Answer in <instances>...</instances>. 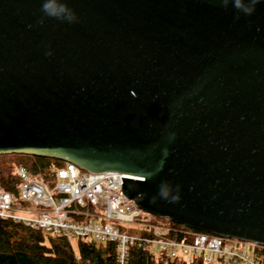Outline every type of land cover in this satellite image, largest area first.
<instances>
[{
    "label": "water",
    "instance_id": "1",
    "mask_svg": "<svg viewBox=\"0 0 264 264\" xmlns=\"http://www.w3.org/2000/svg\"><path fill=\"white\" fill-rule=\"evenodd\" d=\"M60 2L75 22L0 0V155L128 175L143 211L264 246V0Z\"/></svg>",
    "mask_w": 264,
    "mask_h": 264
},
{
    "label": "built area",
    "instance_id": "2",
    "mask_svg": "<svg viewBox=\"0 0 264 264\" xmlns=\"http://www.w3.org/2000/svg\"><path fill=\"white\" fill-rule=\"evenodd\" d=\"M22 200L28 206H13L11 194L0 191V217L35 229L76 239L117 245L118 263L125 264L128 248L144 244L166 261L200 264H264V246L236 238L196 230H178L148 212L121 191L123 178L118 172L92 174L66 162L55 170V185L32 177L20 167ZM88 207L87 210L83 208ZM83 216L80 219L79 216ZM145 225L144 229L138 227ZM134 228L137 234L122 230ZM250 244L254 251H245Z\"/></svg>",
    "mask_w": 264,
    "mask_h": 264
},
{
    "label": "trees",
    "instance_id": "3",
    "mask_svg": "<svg viewBox=\"0 0 264 264\" xmlns=\"http://www.w3.org/2000/svg\"><path fill=\"white\" fill-rule=\"evenodd\" d=\"M65 161L24 154L0 155V191L13 197V206H28L21 196V178L18 169L24 167L29 174L49 185L55 184V170ZM88 207L83 208L87 210ZM83 219V216H79ZM178 230H190L167 218H158ZM122 230L137 234L134 228ZM117 245L113 242L96 243L88 239L71 242L64 235H56L35 229L12 219L0 217V264H117ZM125 264H197L181 261H166L150 253L144 244L128 248ZM200 264V263H198Z\"/></svg>",
    "mask_w": 264,
    "mask_h": 264
},
{
    "label": "clouds",
    "instance_id": "4",
    "mask_svg": "<svg viewBox=\"0 0 264 264\" xmlns=\"http://www.w3.org/2000/svg\"><path fill=\"white\" fill-rule=\"evenodd\" d=\"M259 2L260 0H222V3L225 7L231 3L235 9L245 15H251L255 11L256 4ZM42 12L47 17L66 21L68 23H72L77 20L74 11L69 8L67 4L61 3L60 0H43ZM137 196L138 198L143 199L145 198L146 193L138 192ZM158 196L159 198L172 203L178 202L180 200L179 187L177 186L174 190L169 182L163 181L159 185ZM149 202L155 203L156 197H152Z\"/></svg>",
    "mask_w": 264,
    "mask_h": 264
},
{
    "label": "rangeland",
    "instance_id": "5",
    "mask_svg": "<svg viewBox=\"0 0 264 264\" xmlns=\"http://www.w3.org/2000/svg\"><path fill=\"white\" fill-rule=\"evenodd\" d=\"M55 184L52 185V187L54 186ZM139 229H144L145 228V225H141L138 227ZM244 249L245 251L249 252V253H253L254 251V248L250 245V244H244Z\"/></svg>",
    "mask_w": 264,
    "mask_h": 264
}]
</instances>
